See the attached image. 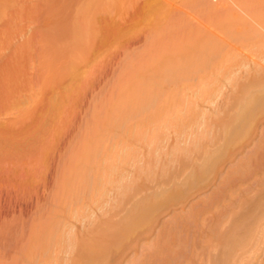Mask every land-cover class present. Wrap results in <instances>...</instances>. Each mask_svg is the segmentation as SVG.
I'll return each instance as SVG.
<instances>
[{"label":"bare ground","instance_id":"obj_1","mask_svg":"<svg viewBox=\"0 0 264 264\" xmlns=\"http://www.w3.org/2000/svg\"><path fill=\"white\" fill-rule=\"evenodd\" d=\"M86 1H84V5L81 6L80 11L77 8L78 13L76 15L77 17L74 16L75 20L70 16L73 19V21H72L73 23L71 22V25L67 24L68 26L70 25L71 28H70V26L66 27V31H68V32L70 31V33H68L69 36L67 34H66L67 36L64 34V33H66L65 30H64L65 32H63V34L65 36L64 39H66V40L64 41V39H62L63 37L61 36L62 37L61 39L63 40V42H65V44L67 46L66 47L65 44L62 42V46L64 45L63 48H65L67 50L70 47H71L70 49H72V47H73V49L75 48L74 50H76V51L72 50V52L70 50H67V52H69L71 54H73V53L78 54L79 53V55H77V56H80V51H82L81 48H84L83 52H81L82 56L85 55L84 57H86V55H87L86 53L90 52V51H88V48L90 47V45H92V43H94L95 36L101 30V29L98 30V28H94V27H96V24H99V23H95V22L100 20L99 19L100 17H102L101 20H103V21L106 20V19H103V17L106 18V16H108L107 19H110L109 17L112 16V20H117L116 18H118L119 16H121L123 14L121 16V18H122L125 14L129 13L128 11L131 8H134L135 6H137L140 0H88L87 2ZM260 2H261V0H260ZM260 2L258 0H219L216 2H214L213 0H145L143 2V4L141 5V7L139 9L140 10L139 13H137L136 14L137 16L135 15L133 17V20H131V22L133 23L131 29H133V30L136 29V31L134 30V32L132 34L134 36H136V34L139 32V30L144 29V28L138 29V28H136L137 26H141V27L145 26L146 27L145 29L147 30L146 31L144 29L146 32L145 33L146 37L149 40H151L153 47L149 46L152 48V49L149 48L150 50L148 48H145L146 50L147 49L149 50L147 55L144 53L147 51H143V54H145V55H141V53H139L141 56H144V58H143L144 61L142 60V63L137 64V65H139V67L135 70L133 77H131V78L129 77L130 79L128 80V82L124 86H121V88H120V86H118L119 90H121V91H120V93H117V94H120V95H116L114 97L113 92L115 90L114 91L112 90L113 98L117 97L116 100L118 99L117 101L113 102L114 105H117V106L114 107L113 104H109L112 106L111 107L108 105L109 107H111V109L113 108L112 109L113 111L112 112L110 111L111 112V113L109 112L110 114L104 113V114H106L105 118L101 119V121L103 120L102 121L103 124L104 125L106 124V125L100 127L101 129L99 128V130H97V131H96V129H98V127H96V129L94 130L96 132H95V134L93 133L94 136H93L92 132L90 133V135L93 136V137H91L92 138L91 141L89 138H85L88 143H86V141L85 142L83 141L84 146L85 145L86 146L84 147V149L82 148L80 150L81 152L79 154L81 156L77 155L78 158L76 159V156L72 157V154H73V156L75 155L74 154L75 151H74V153L71 154V157L74 158L76 162L74 163V166H72V168H71L72 175L71 176L68 175L69 179H68V185L66 187L67 189L64 188V192L67 191L65 193V198L70 200V203L73 200H74V202L75 201L79 202L78 206H76V207H78L77 211L79 212L80 200L81 199L84 200L83 199L84 196H85V198L90 197L87 200H92L94 202L97 201V203H98L99 199L103 198L105 193L106 194L108 193L105 191L106 187L109 188L110 186H113L117 191V193L115 191V194H117L116 195L117 200L114 199L115 201H113V203H112V208H113V210L115 209L114 211L119 209V210H117L118 211L117 213L119 215V213L122 212V213H120L122 215L118 216L117 214H115L116 213L115 212L114 214L116 217L113 219L112 218L109 219V218L105 217L106 220H102L100 223H98L99 220L97 223H96V221H95V223L92 222V224L94 223L97 225L93 224L94 226L92 225L93 227H91V228H90V226H91L90 225L87 233L85 235H83L84 233H82L81 235H83V236H81L79 234L80 235V236L78 235L79 237L76 236V238L78 237L77 239H75L72 236H68V235L66 236V234H68V233H65V232H64L65 236L62 235L63 233H60L59 228H58L61 225H59L57 227L56 224H53L54 226H52V228H47V229H45L44 232L40 230V233L42 232L41 234L38 233V231L36 230V232L39 234V238L37 237V239H38L37 241L34 238L35 239L34 241H36L38 252H42L43 260L41 259V261H43V262L45 261L43 264H59V263H57L55 257L53 259L51 257L52 255H50V253L48 254L49 249H50V247H52L53 243H55L56 246H58V244H60L61 248L63 247L64 249H66L68 251H71V252L75 251V254H74V256L76 255L75 260L71 263L70 262L71 260L67 259L69 261V262L68 261L67 262L70 264H115L116 258L118 259V257H119L120 259H122L123 255L126 256L129 254V253L127 254V251H129L130 249H132L133 247H135L137 245L140 246V244L142 242L147 240L146 236L149 235L154 230V227H157V226H155L156 221H157L156 220L157 217L162 213V211H164L165 208L167 209L168 207H170L169 205H174L175 203L177 205L176 201H178V200L180 201L182 199L181 197L186 195L184 190L188 184L189 185L187 187H190L192 185L193 190L197 185H201L200 181H199L200 184H198V182H196V181H198L197 179L200 178L201 175L203 173H205V171L207 172V170H209V168L212 167V163L214 164L215 159H213V157L215 158V156H216L215 152H217L220 149H223V150L227 149L228 147L233 146L232 145L233 143H237V141H238V143H240L239 141H241L244 137L247 138V136L250 135L252 130H254V129H252L254 122L260 118L258 116L259 118L257 119V114L262 115V113H263L262 116L264 117V66L260 65V64H262L261 61L259 64V62L257 61L258 60L257 58H256V60L254 59L255 61L252 60L253 54L252 55L250 54L251 58H249V59H251V61L250 62L248 61V63L250 64V67H249V69H247L248 71L245 72V75H243L242 77L240 76V78L238 76H236L238 78H235V76H234L233 78L229 79L230 81L232 80L231 82L234 84V86L232 88V92L226 98V100H225V97L222 96V97H224V101H225L224 104L221 107L216 106L217 111L214 113L212 112L213 113V114L211 113L212 115L209 114L211 116L206 117L205 115L200 113L201 108L197 109V110H199V112H197L195 110V106L197 105L196 103H199L200 101L199 102L196 101V103H194V104H196L194 107L189 106L188 105V104H190L189 101L193 102L194 99L193 100L190 99L187 101L188 103H186V104H187V106H189L188 109L186 110V108H183V109H185L186 112L183 111L182 109H179L180 107H184L183 105L185 104L186 101L183 103L180 100L181 99L180 96L182 94H184V90L181 91L183 93H181V92L179 93V94H181L180 96H179L177 91H180L179 90L180 84L181 83L186 84L185 81L188 79V76L190 77L191 75L194 76L195 74L198 75L199 73H201V74L208 73L209 75H206L205 79L207 77H210L211 78L209 81L210 84L211 83L214 84L215 81L217 80V78L220 77L222 75V73H225V70L228 71V67H230V65H231V67L239 66V68L240 67H242V68L245 67V69L248 68V66L245 65V61L244 62H240V61L238 62V59L240 60V58H237V57L239 55H243L244 51L246 50L245 49L242 52V49L244 48V46L240 47L239 44L245 43V42H247V44H248V41H250L251 45L249 44V46H251L250 47L251 50H252L253 45H255V47L257 46L256 47L257 51H258L259 47L261 49H264V6H262V5H264V1L262 0L263 4ZM71 5H73V4H71ZM11 6L12 5H9V7H11ZM0 7L3 8V6H0ZM3 10L4 9H2V11ZM76 10H75V12H76ZM3 12H5V10ZM198 12H199V14H197ZM0 14L2 15V12ZM100 14H101V16H100ZM3 16L4 15H2V17ZM71 18H69V20ZM134 18H136V19H134ZM94 23H95V25H94ZM117 23H116V25L118 26ZM114 24H115V22H114ZM112 27H113V25H112ZM117 29H119V26L117 27ZM137 30H138V32H137ZM95 31H97L98 33ZM116 31L117 30H115V32L114 31H112V32L119 34L120 31L119 32H116ZM122 31H124V30H122ZM126 31H129V30L127 29ZM120 33H122V32H120ZM117 34H116V39L119 40V37L117 38ZM128 34L129 33L127 32V35ZM104 35H106V34H104ZM131 35H128V37ZM54 36H55V34H54ZM120 36L122 38V35H120ZM54 39H55V37H54ZM113 39H112V41H113ZM123 39H125V38H123ZM130 39L131 38L129 37V40ZM68 40L70 41L69 43L66 42ZM90 40H92V41H90ZM87 41L88 42L90 41L89 43H91V44H89ZM51 42H52V40H51ZM55 42H54L53 47L55 46V44L57 45V43H55ZM86 42H87V44L85 45ZM99 42L101 43V41H99ZM73 43L75 45H73ZM69 44H71V46ZM76 45H78L79 48H77ZM148 45H150V43H148ZM249 46H247V47L249 48ZM247 47H245V48H247ZM51 48H50V50H52ZM76 48L78 49V52H77ZM91 48H92V46L89 48V50H91ZM56 49H57V47H56ZM248 50H246V51H248ZM255 50L256 49L254 48L252 53L256 54ZM43 51H45V50L43 49ZM230 51L233 52V54ZM259 51H260V49H259ZM259 51L257 52V54L259 53ZM63 52H66V51L63 50ZM67 52H66V54H67ZM82 53H84V54H82ZM235 53H237V55L238 54L239 55L236 57ZM71 54L70 55L67 54V55L71 57V58L69 57V59L73 60L75 57V54H73V56H71ZM259 54H261V53H259ZM227 55L228 56L230 55V57H231L229 59L228 63L232 62L230 60L234 59V58H232L233 55L236 57L237 60L235 59V61H237L238 63L233 60V64L229 63L230 65L229 64L224 65V63L227 62V61H225V58ZM82 56H80V57H82ZM228 56H227V58H228ZM255 56H257V55H255ZM62 57L64 58L63 55H62ZM92 57H95V55L94 56L92 55ZM242 57H244V56H242ZM246 57H249V54L248 55L246 54ZM40 58L42 59V55L40 56ZM45 58H46V56H45ZM47 58H48V56H47ZM223 58H224V61L222 62ZM48 59L50 60V57ZM97 59H99V58H95V61ZM63 60L65 61V59H63ZM85 60H86V58H85ZM78 61H80V60H78ZM78 61H76V62H78ZM253 61H254V64H253ZM76 62H73V64H75V66L78 64L77 66L80 69L79 62L77 64H76ZM50 63H53V62H50ZM47 64H49V63H47ZM44 65H46V64H44ZM130 65L132 67L134 64L132 65L130 63ZM251 65H253V67H251ZM127 67H125V68L128 69L130 66L128 68ZM257 67H259V68H257ZM67 68H69V70ZM67 68L65 67L64 69H66V71L68 70V73H69L68 76H71V79H70L71 84L69 82V85H68L69 88L68 89H67L68 86L67 87L64 86V87H66V91L68 90L67 92H69V91L71 92L72 88L74 87L73 84H75L76 82L78 84L81 81L80 78L82 76L79 78V75H77V72H79V71L76 72L73 65H71L70 67H67ZM79 69H76V70H79ZM126 69H125V71H126ZM237 69H238V67H237ZM230 70L227 72V73H229V76H228V74H227V77L225 75L226 79L228 77L232 76V75L230 76V74H231L230 72H232ZM233 70H234V72H236L235 69H233ZM44 71L47 73V71L45 69H44ZM242 71H244V70H242ZM49 72H50V70H49ZM87 72H88V70H87ZM63 74L65 77L66 76L65 74H67V72L66 73L63 72ZM79 74H81V73H79ZM85 74H86V72H85ZM48 75H49V73H48ZM129 75L132 76V74H129ZM241 75H242V73H241ZM125 76H127V75H125ZM223 76H224V74H223ZM69 78L70 77H68V79ZM72 79L76 82H74ZM81 79H83V78H81ZM240 79H242V80H240ZM190 80H191V77H190V79H188V81H190ZM193 80H194V77H193ZM193 80H192V82H193ZM208 80H209V78H208ZM51 81H53L55 83L54 80H51ZM64 81H65V79H64ZM85 81H86V79H85ZM223 81H224V79H223ZM63 82H61V84ZM209 82H206V83L209 84ZM197 83L201 84L203 82L200 81V83H199V80H198ZM224 83L227 84L226 81ZM224 83H222V84H224ZM77 84H75V86ZM187 84H188V82H187ZM208 84L205 88L201 85L199 86L201 88L203 87L202 89L204 91L201 88L200 89L202 90L201 92L202 93L204 92L203 94H205V95L206 94L210 95L212 93L211 92L212 88H214V87H210L213 85H208ZM226 84H224V85H226ZM70 85H71V87H70ZM191 85H193V84L191 83ZM214 85H216V83ZM217 85L218 86L221 85V81ZM224 85H223V87H225ZM183 86H184V84H183ZM122 87H123V89H122ZM223 87H222V90H223ZM184 88H185V86H184ZM188 88H191V87L189 86ZM80 89H79V91H81ZM73 91H75V90H73ZM218 91H219V89H218ZM193 92H195V91H193ZM201 92L200 91L198 92L199 96H200ZM215 92H217V89L215 90ZM202 93H201V95H202ZM185 94H186V91H185ZM51 95H52V93H51ZM69 95H71V94L69 93L68 96L65 97V95L63 93L62 96L64 98H62V99L68 98ZM189 95H190V93H189ZM207 95L205 97H207ZM217 95H219V92ZM224 95H225V92H224ZM196 96H198V95H196ZM212 96H214V95H212ZM55 97H56V99L55 98L53 99V100H55L54 102H52L53 100H51V102H52L51 106L49 105L50 103L48 104V109L50 106L51 107L50 109L52 110L51 113L54 112V114H55V115L52 114L53 118L48 116L49 119L51 118L50 119L51 121L55 118H58L60 113L63 112V111H60V109L65 108L62 104L66 103L65 101H67L66 99L64 101L63 100L60 101L61 97L58 101L59 95H58V98H57V95ZM75 97L76 96H74V99H75ZM202 97L204 98V95H202ZM214 97H216V96H214ZM214 97H212V98H214ZM29 98H28V100H29ZM111 98L112 97H110V99ZM33 99H35V98H33ZM184 99L186 100L187 98L185 97ZM213 100H210V101H213ZM207 101H208V99H207ZM35 102H36V100H35ZM181 103H183V105ZM23 105H25V104H23ZM118 105L120 107L119 110H118V108H116V107H118ZM180 105H182V106H180ZM18 106H19V104H18ZM116 109H117V111H114ZM24 111H26V110H24ZM24 111H22V112H24ZM181 111H183L184 113ZM58 112H59V114H58ZM198 113H200V114H198ZM40 118H43V117H40ZM45 120L48 121L46 119V117H45ZM97 121H95L96 124H97ZM132 121L133 122L137 121L139 123V125L131 126L130 123H132ZM41 122L42 121H40V124H41ZM117 122L118 123L121 122L122 125H117L118 124ZM99 124H100V122L98 123V125ZM128 124H130V126ZM92 125H94V124L92 123ZM196 126H197L198 130L200 129V127H201V129L199 131H197ZM49 127H50V125H49ZM170 127L171 128L173 127L172 129H176L175 131H177V133L180 132L181 134H183V136L185 134L184 140L187 137L186 133H188L189 130H191V132H193V133H190V132L189 133L192 136L194 135V137L191 136L192 138L190 139V142H189L190 144H188L189 146H185V147L179 146V147L173 148L171 150V153L166 152L167 150L164 151L162 148L160 149L161 146L160 147H158L159 145L157 146V144L159 143L158 141L164 140L161 138L167 136L166 129L169 130ZM192 128H194L197 132L194 129L192 131ZM48 129H50V128H48ZM148 129L150 132L148 131ZM35 130H37V129H35ZM40 130H41V128L39 129V131ZM187 130H188V132H187ZM87 132H88V130H87ZM194 132H196V133H194ZM263 133H264V131H263ZM33 134H35V133H31L30 135H33ZM46 134H48V132ZM85 134H87V133H85ZM42 135H43V133H42ZM90 135H88V137H90ZM108 135H113L112 137L110 136L111 138H113L114 135L115 136L119 135V137L121 136L123 139H126L127 141H133V142L135 141L137 143H142L141 145H144V143H146V146H147V144L149 146H155L156 151H157V149H156V147H157L160 149V150L158 149L159 152L162 150L165 153H168L169 155L163 154V155H165V157L161 161H164V162L161 163L160 157H162L163 155L160 156L158 153L159 158L156 159L155 156L157 157V155L152 153L155 156H153L152 159H151V157H148V158H150L149 159L150 161L147 162L148 163L147 166H144V168L138 167L139 171H137L136 175H134V178L129 179V177H128L129 175L127 176L128 177L127 178V177H123L124 175L121 174L127 166L124 168V170L122 169L123 170L122 172L120 169L122 167H124L126 164L130 163L132 160L136 159L138 153L135 151V149L133 147L126 144L125 141H124L125 142L124 144H126V145L122 148H118L120 145L118 146L116 144L114 145L115 147L114 146L113 147H109V146L106 147L107 143L106 144L104 143V145H105L104 146L103 145V142H105L104 138L109 139ZM85 136H87V135H85ZM81 138H84V136H82ZM102 138H103V141L101 142ZM115 138H117V137H114L113 141L116 140ZM167 138H169V137H167ZM261 138L262 139L259 141L258 145L256 144V146H255L253 144L255 146V148L253 146L254 150L253 151L250 150L251 153H248V156H245V158L243 160L241 159V161L238 162V164H236V166L234 165L235 168L232 167L233 169L231 168L232 170L229 171V174L227 175V177L223 181L221 180L222 183L218 186L219 187L218 191L213 193V195H212L213 197L208 198L206 196L208 199L204 200V202H202V200H201V202H199L200 204L198 205V207H196L194 209L192 208V210L190 209L191 211L188 210L189 212L187 215H186V213H185V215L179 214L182 218L181 217L178 218L175 215L176 216V218H174L175 220L174 219L171 220L169 224L167 223L163 227V229L158 233L159 235H158V238L156 240H154L152 242H148L139 248V250L143 249V253H144V255L142 253L143 258L139 257L136 259H132V260H129L127 263L128 264H174V263L177 264L176 260L179 258H182L186 254L185 250L189 246H190L189 249L191 247H192V249H190V251L189 250L187 251V254L184 258H185V260H187V257H189V260L192 259V261L194 262V258L197 255V253L195 255V251L197 249L194 251L193 248H196V245H199V246L203 245V248L205 247L204 251H206L205 249H207V250L211 249V253H213L212 249H214L215 247H219V248L223 249L224 250V251H222L223 253L225 252V250H226V252H227V250H230L228 252H232L234 247H236L235 249L239 248V246L242 247L243 243H244L243 247H245V245H246L245 243L247 242V240H246V242L244 241L246 239L245 238L246 236L243 234L242 229H243V225L246 224V220H245L246 217L241 216L240 213L243 214V211H244V213H246L245 210H246L247 206L249 204L251 205V200H252V202L254 200L252 199V197H250L251 195H250L248 190H244V189L241 190V186L242 185L243 186L250 185L248 183L249 181L255 182L257 184V177L258 176L262 177V178L264 177L262 175L263 173L260 174L261 171L264 170V136ZM87 139H89V140H87ZM165 139H166V137H165ZM121 141H123V140L121 139ZM166 141L168 142L169 139ZM166 141H162L161 143H163V142L165 143ZM112 142H111V146L113 145ZM118 142H120V141H118ZM1 143H2V141H1ZM161 143H159V144H161ZM184 143H185V141H184ZM241 143H242V141H241ZM10 144H11V142H10ZM186 145H187V142H186ZM146 146H145V149H146ZM174 146H172V147H174ZM150 148L151 147H149V150H151ZM163 148H164V146H163ZM232 150H233V148H232ZM21 151L22 150H20V152ZM78 151L79 150L77 149V152ZM147 151H148V148H147ZM152 151H153V149H152ZM36 152H37V150H36ZM148 153H149V151H148ZM214 154H215V156H214ZM217 155H218V153H217ZM150 156H151V154H150ZM216 159H218V156L216 157ZM70 160H72V159H70ZM137 162H135V160H134V163H136L138 165L139 163H137ZM69 165H70V163H69ZM128 166H129V164H128ZM133 167H135V164ZM127 169H128V167H127ZM189 171H190V173H189ZM180 172H182V176H184L183 172H184V174L186 173L183 178H185V180L188 179L187 181H184L183 184L178 183V182H180L179 180H181V177H178ZM119 173H120V175H119ZM128 173L125 172V174H128ZM69 174H70V172H69ZM132 176H133V174H132ZM186 176H188V178ZM177 177L179 179L178 182H177ZM259 179H258V181H259ZM194 182H196L195 185H193ZM252 182H250V183H252ZM262 182H264V180H261V182L259 181V184H261ZM204 183L207 184L206 180L204 181ZM204 183H202V185H204ZM65 184H67V182ZM108 185H110V186H108ZM198 187L199 186H197L196 189ZM246 189H247V187H246ZM109 190H111V187ZM58 193H59V191H58ZM189 193H190V191H189ZM189 193L187 195H189ZM187 195L184 197L187 198ZM254 195H253V197H254ZM60 196H61V194H60ZM256 196H257V194H256ZM62 197L63 196H61V198ZM87 200H86V202H87ZM229 200H231V201H229ZM106 201H107V203L109 202L108 198ZM259 201H260L259 202L260 205H262V198ZM63 202H65V201H62V199H61L59 206ZM254 202H256V200ZM88 203H91V202L88 201ZM228 203H230V205ZM63 204H65V203H63ZM98 204H99L98 206L101 205V203H98ZM91 205L93 207H94V205L96 206L95 203H94V205L93 204H91ZM65 206H63V207H65ZM101 206H104V205H101ZM105 207H107V206H105ZM59 208H56V209L58 210ZM74 208H75V206H74ZM74 208H73V210H74ZM81 208H82V204H81ZM83 208H84V205H83ZM83 208H82V210H83ZM67 209L71 210V206H69V208H66V210ZM103 209L105 210L104 207H103ZM220 209H221V211H220ZM252 209H254V208H252ZM257 209L259 210V208H257ZM263 209H262V211L264 214ZM63 211L64 210H62V212ZM210 211L215 212V214H216L215 217L217 218V219L216 218L215 219L219 220V222L215 221V225L208 226L211 228V229L209 228L210 231H208L209 236L206 235V237H205L204 235H202L203 237H201L200 239L196 237L197 239H199V242H201V244L197 242L198 240L196 238H194L195 236H193V240H191L192 236H190L191 239L189 240L190 229L194 228L195 230H198V233H199L200 230L205 227V224L203 225L202 218L204 220H206L207 218L205 219V217L208 216L207 213ZM259 211H261V210H259ZM70 212H72V210ZM217 212H218V215H217ZM59 213H61V211ZM64 213L65 212H63V215H64ZM83 213H84V211H83ZM101 213H102V215L104 214L102 211H101ZM56 214H57V211H56ZM81 214H82V211H81ZM109 215H111V217H112V214L108 213V216ZM238 215H240V218L243 217V220L241 218L242 221L238 219L239 221L237 220L238 221L237 223H234V224L232 223V225L230 226V230L228 233H226V235L220 233L221 229H222L223 220L225 218L229 219L232 217H234V219H235L236 216L239 217ZM71 216L73 217L74 214L72 215V213H71ZM84 216H86V214H84ZM183 216H185V217H183ZM260 216L263 217V215H260ZM56 217H58V216L56 215ZM102 217H101V219H103ZM89 218L90 217L88 216V219ZM256 218L257 217L254 218L255 220L251 219L253 222L252 223L250 222V224L247 223V225H248V226L246 225L247 227L244 226V231H246V233L250 234L251 237H252L253 232L255 234H259L257 232V219H259V217L257 219ZM83 219H84V217H83ZM97 219H98V216H97ZM91 221H93V220H91ZM51 222H50V224H51ZM46 223H47V219H46ZM262 223L260 222L259 225H261ZM207 224H208V222H207ZM209 224H213L212 221ZM224 224H223V226H224ZM47 225L49 226V224H47ZM64 225H65V223H64ZM194 229H192L191 232L192 231L194 232ZM205 231H206V229H205ZM75 232H76V230H75ZM153 232H155V230ZM195 232H197V231H195ZM187 233H188V235L185 236ZM200 233H202V232H200ZM240 233L242 235H244L245 237L244 236L242 237ZM255 234H253V236ZM193 235H195V233ZM199 235H201V234H198V235L196 234V236H199ZM250 235H249L248 240H251ZM34 237H35V235H34ZM260 237L261 236L259 234L258 238L260 239ZM254 238L257 239V237H255V236H254ZM34 241H32V242L34 243ZM196 242H197V244H196ZM253 242H254V240H253ZM253 242L251 240L250 244H252ZM33 243L30 244L31 247H32ZM256 243H258V242H256ZM193 245H195V246H193ZM253 246H254V244H253ZM60 247H59V249H60ZM246 247H248V246H246ZM230 248H232V251ZM29 250H31V251L28 252V254H29L28 258L32 257L33 248L29 249ZM248 250L249 249H247V251ZM216 251H218V253H221L220 249H218ZM239 251L241 252V250H239ZM239 251L237 250V252H239ZM50 252H52V251H50ZM62 252H64V251H62ZM191 252H192V254L190 256L189 254ZM228 252L225 253L226 256L223 254L222 257L220 254H216V259H217V255L218 256L220 255L219 259L221 257V260L223 259L224 256L226 258L229 257ZM242 252L244 253V251H242ZM33 253H35V252H33ZM215 253H214V255H215ZM246 253L247 252H245V254ZM205 254H207V252ZM209 254H208V256H209ZM237 254L238 253H236V255ZM233 255H235V254H233ZM233 255H232V257H234ZM253 255H254V253H253ZM198 256H199V254H198ZM237 256H239V255H237ZM38 257H40V256H38ZM33 258H34V255H33L32 259ZM216 259H214L213 261H215ZM38 260L40 263V259H38ZM57 260H58V262H61V261H59V259H57ZM227 260H228V258H227ZM227 260H225V261H227ZM248 260H249V258H248ZM36 261L37 260H35V263L38 262V261L37 262ZM192 261L187 260V262H192ZM228 261L226 262L227 264H228ZM236 261H237V259H236ZM25 262H27V260ZM62 263L65 264L64 261L61 262L60 264H62ZM68 263H66V264H68ZM119 263H121V262H119ZM231 263H233V262H231ZM182 264H186V263H182ZM194 264H196V263H194ZM198 264H199V261H198ZM207 264H209V263H207ZM239 264H242V263H240V261H239ZM244 264H245V262H244Z\"/></svg>","mask_w":264,"mask_h":264},{"label":"rangeland","instance_id":"obj_2","mask_svg":"<svg viewBox=\"0 0 264 264\" xmlns=\"http://www.w3.org/2000/svg\"><path fill=\"white\" fill-rule=\"evenodd\" d=\"M4 1L0 0V6H3V8L0 7V11L2 12V15H4L2 17V15L0 14L1 15L0 16V18H1L0 19V143L2 141V143L0 144V264H43L45 261L44 262L41 261V259L43 260L42 252H38V248H37V244H36V241L38 240L37 237L39 238L38 233H40V230L44 232L45 229L52 228V226H54L53 224H56L57 227L59 225H61L58 228H59L60 233H63L62 235H64V232H65V233H68V234H66V236L67 235L72 236L75 239H77L82 233H84L83 235H85L87 233L90 225H91L90 228L93 227L94 225H97V224H94L95 221L97 223L99 220L98 223H100L102 220H106L105 217H107L109 219H111V218L113 219L116 217L115 214L118 215L117 210H119V209L114 211L115 209L113 210V208H112V203H113V201H115L114 199L117 200V198H116L117 194H115L116 189L113 186L108 185L111 187V190H109L110 187L109 188L106 187L105 191L108 192L109 194L105 193L103 198H100L102 201L100 199H99L100 202L98 201V203H101V205H104V206H101V205L98 206L99 204L97 203V201L94 202L92 200H87L90 197L85 198V196H84L83 199L85 201L82 199H81L82 201L80 200L79 212L77 211L78 207H76V206H78L79 202L78 201L74 202V200H73L70 203V200L65 198V193L67 191L64 192V188L67 189L66 187L68 185V179H69L68 175L69 176L72 175L71 168H72V166H74V163L76 162L75 159L72 157L76 156V159H77L78 158L77 155L81 156L79 154L81 152L80 150L82 148L84 149V147L86 146V145L84 146V142L86 141L85 138H89L91 141V139H92L91 137L94 136L95 132L97 130H99L100 127L106 125V124L105 125L103 124V122H102L103 120L101 121V119L105 118L106 114H104V113L108 114L110 111L111 112L113 111L112 110L113 108L111 109L112 106L109 104H113L114 107L117 106V105H114L113 102L117 101L118 99L116 100L117 97L113 98V96L115 97L116 95H120V94H117V93H120V91H121V90H119L118 86H120V88H121V86H124L128 82V80L131 77H133L135 70L139 67V65H137V64L142 63V60L144 58V56H141V55H145V54L147 55V53L150 50L149 48L153 47V45L151 43V40H149L146 37V34H145L146 33L145 28L146 27L145 26L142 25L143 27H141V26L136 27L138 29H140V28L145 29V30L141 29V30H139V32L137 30L138 33L137 34L135 33L136 36H134L132 34L134 32V30L136 31V29H134V30L131 29V27L133 25L131 20H133V17L137 13H139V11H140L139 9L145 0H140L137 6H135L134 8H131L128 11L130 14L127 13L128 15L125 14L121 18V16L123 15L122 14L121 16H119L120 18L119 17L116 18L117 20H112V16L109 17L111 20L107 19L108 16H106V18L103 17V19H106V20H104L105 21L104 22L103 20H101L102 17H100L99 18L100 20L95 22V23H99V24H96V27H94V28H98V30H100V29L101 30L99 33L97 31H95L98 33L97 34L98 36L96 34L95 35L97 37L94 35L95 41H94V43H92V45H90V47L92 46V48H91V50H89L90 47L88 48V51H90V52L86 53L87 55H86V57H84L85 55H83V56L81 55V52H83L84 48H81L82 51H80V56H82V57L77 56V55H79V53L78 54L73 53V54H75V57L73 60L69 59L70 56H68L67 54L70 55L71 53L67 52V50H70L71 52H72V50L76 51V50H74L75 48L73 49V47H72V49H70L71 44H69L70 46L68 45L70 47L69 49L66 50L65 48H63L64 45L62 46V42H63L62 39H64V37H65L64 34L65 35L67 34L69 36L68 33H70V31L69 32L66 31V27L68 26L67 24L71 25V22L73 21V19L75 20L74 16L77 17L76 15L78 13V9L80 11L81 6L84 5V1H86V0H4ZM213 1L216 2L219 0H213ZM258 1L260 2V0H258ZM260 3H262V0ZM71 4H73V5H71ZM9 5H12V6L9 7ZM262 6H264V5H262ZM2 9H4L5 12H3L4 10L2 11ZM75 10H76V12H75ZM197 14H199V12ZM100 16H101V14H100ZM69 18H71V19L69 20ZM134 19H136V18H134ZM114 22H115V24H114ZM95 23H94V25H95ZM116 23L118 24L119 29H117L118 26L116 25ZM112 25H113V27H112ZM70 28H71V26H70ZM127 29L129 31H126ZM64 30L66 31V33L63 34V32H65ZM115 30H117L116 32L120 31L122 33H120V32H119V34L114 33ZM122 30H124L125 32ZM112 31H114V32H112ZM127 32L129 33L128 35L132 34L131 36H129L131 38L130 40H129V37L127 35ZM53 33L55 34V36ZM104 34H106V35H104ZM116 34H117V38L119 37V40L116 39ZM120 35H122V38ZM54 37L56 40L54 39ZM123 38H125V39H123ZM112 39H113V41H112ZM51 40H52V42H51ZM65 40L66 39H64V41ZM53 41L54 42L56 41L55 43H57V45L55 44L54 47H53V45H54ZM90 41H92V40H90ZM99 41H101V43ZM66 42L69 43L70 41L68 40ZM87 42L85 43V45L87 44ZM63 43L65 44V42H63ZM148 43H150V45H148ZM245 43H240L241 45L238 43L240 47L244 46V48L242 49V52L245 49L246 50L249 49L248 51H246V50L244 51L245 55L244 54L243 55L238 54L239 55L238 56L237 53H235V54H236V57L238 56L237 58H240V60L238 59V62L239 61L240 62L245 61V65L248 66V68H246V69H245V67L239 68V66L231 67V65L229 63L233 64V60L235 61L236 57L233 55L232 58H234V59L230 60L232 62L228 63V61L231 57H230V55L229 56L227 55L228 58H227V56H226V58L224 57L225 61H227L224 63V65H228V64L230 65V67H228V71L231 69L230 71H232V72H230L231 73L230 76L231 75L232 76L228 77L226 79L227 74L229 76V73H227L228 71H226L224 69L225 73H222V75L220 76L222 79L220 77H218L217 80L215 81L216 85L219 84L221 81V85L216 86V85H214L215 83L210 84L209 81L211 78L207 77L205 79V76L209 75L208 73H206V74L204 73L205 75L201 74V73H199L200 75L199 74L198 75L195 74L194 76L191 75L190 81H188V79H190V77L188 76V79L185 81L186 84L181 83L180 88H179L180 91H177L179 94L181 91L184 90V94H182V95L179 94V96L181 95L180 96L181 102L184 103L186 101L184 105H183V103H181L184 107H180L179 109H182L183 111H185V109H183V108H186V110H187L189 106L194 107L197 104L195 106V110L197 112H199V110H197V109L201 108L200 113H202L206 117L211 116L214 112L217 111L216 106L221 107L225 102L224 97L226 100V98L232 92V88H233L234 84L231 82L232 80L230 81L229 79L233 78L234 76H235V78H238V77L240 78V76L242 77L243 75H245V72L248 71L247 69H249V67H250V64L248 63V61L249 62L251 61V59H249V58H251L250 56L252 54H253L252 60H254V59L256 60V58H257L258 59L257 61L259 62V64L261 61L262 64H260V65L264 66V49H261L259 47L258 51L260 49L259 53H261V54L258 53L259 54L258 55L257 54L258 51L256 48L257 46L255 47V45L252 44L253 46H252V50H251L250 49L251 46H249V44L251 45V42L248 41V44H247V42H245ZM89 44H91V43H89ZM73 45H75V44L73 43ZM65 46H66V44H65ZM149 46H151V47H149ZM247 46H249V48ZM56 47H57V49H56ZM76 47L79 48L78 45H76ZM245 47H247V48H245ZM50 48L52 50H50ZM145 48H148L149 50L148 49L146 50ZM254 48L256 49L255 50L256 54L252 53ZM43 49L45 51H43ZM63 50L66 51L67 54H66V52H63ZM143 51H147V52H144L145 54H143ZM77 52H78V49H77ZM139 53H141V55ZM231 53L233 54V52H231ZM73 54H71V56H73ZM82 54H84V53H82ZM246 54L247 55L249 54V57H246ZM41 55H42V59L40 58ZM62 55L64 56V58L62 57ZM92 55L93 56L95 55V57H92ZM255 55H257V56H255ZM45 56H46V58H45ZM47 56H48V58L50 57V60L47 58ZM242 56H244V57H242ZM76 58L80 61H78ZM85 58H86V60H85ZM95 58H99V59H97L95 61ZM224 58H223L222 62L224 61ZM63 59H65V61ZM75 60L79 62L80 69L77 66L78 62H76ZM49 61L53 62V63H50ZM72 61L76 62L77 65L75 66V64H73ZM254 61H253V64H254ZM235 62H237V61H235ZM47 63H49V64H47ZM130 63L132 65L133 64L134 65L131 67ZM44 64H46V65H44ZM71 65L74 66V69L76 72L79 71V72H77V75H79V78L82 76L81 78H83V79L80 78L81 81L78 84L76 81H74L72 79L74 82H76L75 84H77V85L75 86V84H73L74 89L72 88L71 92L70 91L67 92L68 90L66 91V87L69 85V82L71 84V80H70L71 76H68L69 68H67V67H70ZM64 66L68 69L67 71H66V69H64L65 68ZM127 66L128 67L130 66V67L128 68ZM125 67H127L128 69H126ZM237 67H238V69H237ZM251 67H253V65H251ZM257 68H259V67H257ZM44 69L47 71V73L44 71ZM76 69H79V70H76ZM125 69L127 72L125 71ZM233 69H235L236 72H234ZM49 70H50V72H49ZM87 70H88V72H87ZM242 70H244V71H242ZM65 71L67 72V74H65L66 75L65 77L67 79H68V77H70L68 80L64 77L63 72L66 73ZM85 72H86V74H85ZM48 73H49V75H48ZM79 73H81L82 75ZM241 73H242V75H241ZM129 74H132V76H130ZM223 74H224V76H223ZM125 75H127V76H125ZM225 75H226V77H225ZM236 76H238V77H236ZM193 77H194L195 81L193 80ZM208 78H209V80H208ZM50 79L54 80L55 83L53 81H51ZM64 79H65V81H64ZM85 79H86V81H85ZM223 79H224V81H223ZM192 80H193V82H192ZM198 80H199V83H200V81L203 83L198 84L197 83ZM240 80H242V79H240ZM225 81L227 82V84L224 83ZM61 82H63V83L61 84ZM187 82H188V84H187ZM206 82H209V84ZM191 83L193 85H191ZM222 83H224L226 85H224ZM183 84H184L186 89L184 88ZM207 84L213 85L210 87H214V88H212V91H211L213 94L212 93L210 95L206 94L207 97L209 96L211 99L209 97L208 98L205 97L206 95L203 94L204 92L203 93L201 92L203 90L202 88L203 87L205 88L207 86ZM188 85L191 88H188L189 87ZM200 85L203 87L202 88L199 87ZM223 85L225 87H223ZM64 86H66V87H64ZM70 87H71V85H70ZM222 87H223V90H222ZM68 88H69V86L67 87V89ZM78 88L79 89L81 88L80 89L81 91H79ZM122 89H123V87H122ZM216 89H217V92H215ZM218 89H219V91H218ZM73 90H75V91H73ZM112 90L113 91L115 90L113 92V96H112ZM185 91H186V94H185ZM191 91L192 92L195 91V92L192 93ZM199 91L202 93V95H204V98L206 100L202 97L201 93L199 96V93H198ZM218 92H219V95L221 93L222 94L219 96V95H217ZM224 92H225V95H224ZM51 93H52V95H51ZM63 93H64L65 97H67L69 93L71 95H69L68 98H65L67 101H65L66 103L62 104L65 108L60 109V111H63V112L60 113L58 118H55L51 121L50 120L51 118L49 119V117L53 118L52 114H54V112L51 113L52 110L50 109L51 108L50 106H51L52 102L55 101V100H53L54 98L56 99L55 96L57 95V98H58V95H59V98H58V101H59V99L63 95ZM181 93H183V92H181ZM189 93H190V95H189ZM195 94L198 96H196ZM212 95H214L216 97H214ZM74 96H76L75 99H74ZM222 96H224V97H222ZM27 97L28 98L30 97L29 100ZM110 97H112V98L110 99ZM185 97L187 98L186 100L184 99ZM212 97H214V98H212ZM33 98H35V99H33ZM62 98H64V97L62 96L60 101L65 100ZM190 99L191 100L194 99V100H193V102L189 101L190 104H188L189 106H187L186 103H188L187 101ZM207 99H208V101H207ZM35 100H36V102H35ZM51 100H53V101L51 102ZM210 100H213V101H210ZM196 101L197 102L200 101V102L196 103ZM194 103H196V104H194ZM18 104H19V106H18ZM23 104H25V105H23ZM48 104L50 105L49 106L50 110L48 109ZM108 105L111 107H109ZM182 105H180V106H182ZM116 108H118V110H119V108H120L119 105ZM24 110H26V111H24ZM22 111H24V112H22ZM114 111H117V109ZM183 111H181V112H183ZM200 113H198V114H200ZM58 114H59V112H58ZM209 114H211V115H209ZM260 115L257 114V119L259 117L260 118L258 120H256L257 122L256 121L254 122V125L252 128L254 130H252L251 133L249 132L250 135L247 134L248 135L247 138L244 137L242 140L240 139L242 141V143H241V141H239L240 143H238V141H237V143L232 144L233 146H230L227 149H224L225 151L223 149H220L217 152H215L216 156L214 154L215 158L213 157V159H215L214 164L212 163V167L209 168V170H207V172L205 171V173H203L201 175V177L197 179L198 181H196V182H198V184H200V182H201V185L196 184L197 186H199L197 189H196L197 186L194 188V190H193L192 185L190 187H187L189 184L186 187L184 186L185 187V190H184L185 194L187 195L190 191L189 195H187V198L184 197V196H186V195H184L183 197H181L182 199L180 198L181 202L179 200H178L179 202L176 201L177 205H176V203L174 205H169L170 207H168L167 209L165 208L164 211H162V213L158 216L159 218L157 217V219H156L157 221H156L155 226H157V227H154V230L156 233L153 232L154 231L153 230L149 235L146 236L147 240L142 242L140 244V246L137 245V246L133 247L132 249H130L129 251H127V254L128 253L129 254L126 256L123 255L122 259H120L119 257H118V259L116 258L115 264H128L127 262L129 260L136 259L139 257L143 258L142 257L144 255L143 249L142 250L140 249L141 250L140 251L139 248L148 242H152V241L156 240L158 238V235H159L158 233L163 229V227L167 223L169 224L171 220L176 218V216L178 218L181 217L179 214L185 215V213H186V215H187L188 212L192 210V208L194 209V208L198 207V205L200 204L199 202H201V200H202V202H204V200L208 199L209 197H213L212 196L213 193L218 191V188H219L218 186L227 177V175L229 174V171L232 170L233 168H235L234 165L236 166V164H238V162H240L241 159L243 160L245 158V156H248V153H251L250 150L253 151L256 144L258 145L259 141L262 139L261 137L264 136V133H263V131H264V117L262 116L263 113L261 115L262 117ZM40 117H43V118H40ZM45 117L48 121L45 120ZM94 120L95 121L98 120L97 124ZM40 121H42L41 122L42 125L40 124ZM99 122H100V124L98 125ZM136 122L137 121H135V122L132 121V123H130L131 126L139 125V123L138 122L136 123ZM92 123L94 125H92ZM120 123L121 122H119L117 125H122V123L121 124ZM130 124H128V125L130 126ZM49 125H50V127H49ZM96 127H98V129H96ZM40 128H41V130L39 131ZM48 128H50V129L52 128V129L50 130ZM172 128L170 127L169 130L166 129V133H167V136H165L166 139H165V137H162L161 139H164V140H159L158 142L161 143L162 141H166L168 139H169V141L168 142L166 141L167 142V143L165 142L166 144L164 142L161 144H159V143L157 144V146L159 145L158 147L161 146L160 149L162 148L164 151L167 150L166 152H170V153H171V150L173 148H176L179 146L180 147L189 146L188 144H190L189 143L190 139L192 137H194V135L193 136L190 135V133H193V132H191V130H189V132H190L189 133L187 130V132H188V133H186L187 137L184 140L185 134L183 136V134H181L180 132L177 133V131H175L176 129H172ZM194 128H192V131ZM35 129H37V130H35ZM86 129L88 130V132L89 131L90 132L88 133ZM95 129H96V131H94ZM200 129H201V127H200ZM196 130L199 131L197 129V126H196ZM148 131H149V129H148ZM47 132H48V134H46ZM91 132H92V134L94 133L93 136L90 135ZM196 132H194V133H196ZM29 133L30 134L35 133V134L30 135ZM42 133H43V135H42ZM85 133H87V134H85ZM84 134L87 136H85ZM88 135H90V137H88ZM82 136H84V138H81ZM110 136L112 137L113 135H108L109 139L104 138L105 142H103V145H104V143L105 144L107 143L106 147H108V146L113 147L116 144L118 146L119 145L121 146V147L119 146L118 148H122L126 144H128L131 147H133L135 149V151L138 153L137 158L134 160H135V162L138 161L137 163H139L138 164L139 166L136 163H134V160H132L130 163H128L129 166H128V164H126L124 167H122L120 169L122 172L126 166L128 167V169L126 167L125 170L121 174L124 175L123 177H127L129 175L128 176L129 179L134 178V175H136L137 171H139L138 170L139 168H144V166H147V164H148L147 162L150 161L149 160L150 158H148V157H151V159H152L153 156L157 155V157L155 156V158L158 159L159 155L162 156L163 154H165V155L168 154L162 150L159 152L160 149L157 147H156V149H157V151H156L155 146H149L148 144L146 146V143H144V145H141L142 143H137L135 141L134 142L133 141H127L126 139H123L121 136L119 137V135H116V136L114 135V137H117V138H115L116 140H114L115 141L114 142L113 141L114 137L111 138ZM167 137H169V138H167ZM120 138L123 141H121ZM89 139H87V140H89ZM117 140L120 142H118ZM102 141H103V138L101 139V142ZM124 141L126 142V144H124L125 143ZM184 141H185V143H184ZM10 142H11V144H10ZM111 142L113 143L112 146H111ZM186 142H187V145H186ZM86 143H88V142L86 141ZM162 145L164 146V148ZM145 146H146V149H145ZM172 146H174V147H172ZM253 146H254V148H253ZM149 147H151L150 148L151 150H149ZM167 147L168 148L170 147V148L168 149ZM231 147L233 148V150ZM147 148H148L149 153L147 151ZM77 149L79 150L78 152H77ZM152 149H153V151H152ZM20 150H22V151L20 152ZM36 150H37V152H36ZM74 151H75V153H74ZM72 153H74L75 155L73 156ZM152 153L155 155H153ZM158 153H159V155H158ZM217 153H218V155H217ZM71 154H72V157H71ZM150 154H151V156H150ZM165 155L160 157V161L165 157ZM217 156H218V159H216ZM70 159H72V160H70ZM162 162H164V161H161V163ZM69 163H70V165H69ZM133 163L135 164V167H133L134 166ZM263 171H261L260 174L263 173L262 175L264 176ZM69 172H70V174H69ZM125 172H127V173L129 172V173L125 174ZM189 173H190V171H189ZM132 174H133V176H132ZM185 174L183 172L184 176H185ZM119 175H120V173H119ZM184 176H182V172H180L178 177H181V180H179L177 177V182L179 180L180 182H178V183L183 184L184 181H187L188 179L185 180V178H183ZM186 177L188 178V176H186ZM263 178L259 177V176L257 177V184L258 185L255 182L249 181L248 183L250 185H247V186L242 185L241 186V190H243V189L248 190L250 195H251L250 197H252V199L254 201L256 200V202H254V201L252 202V200H251V205L249 204L247 206L245 212L248 215L246 213H244V211H243V214L240 213L241 216L246 217V219L244 218L246 220V224L243 225V229H242L243 234L246 237L244 235H242L241 233L240 234L242 237L244 236L246 238L244 240L245 242L247 240V242L245 243L246 244L245 247L246 246H248V247H246V248L243 247L244 246V243H243L242 247L239 246V248H237V249H235L236 247H234L233 251H232V248H230L232 252H228L230 250H227L228 255H229V257H227L229 260L228 261L227 258L225 257L226 256L225 253H227L226 250L223 253L222 252V251H224L223 249H221L219 247H215L214 249H212L213 253H211V249H208L209 251L207 249H205L206 251H204L205 247L203 248V245H201L202 247L199 245H196V248H193V249H194V251L197 249L196 250L197 252L195 251V255L197 253V255H196V257H197L199 254V256H198L199 258L198 257L194 258L192 256L194 258V262H193L192 259L189 260V257H187V260L192 261L193 262L192 263V262H187V260H185V258H184L187 254V251L188 250L190 251V249H192V247L189 249V247H190L189 246L185 250L186 254L182 258L177 259L176 263L177 264H182V263H186V264L196 263V264H198V261H199V264H207V263H209V264H227L226 262L228 261V264H230L231 262H233L231 264H236V263L239 264V261H240V263H242V264H244V262H245V264H264V241H263L264 240V214L262 211V209L264 208L263 207L264 206V201H263L264 200V182L259 184V181L261 182V180H264ZM258 179H259V181H258ZM205 180H206L207 184L204 183ZM66 182H67V184H65ZM196 182H194L193 185H195ZM250 182H252V183H250ZM202 183H204V185H202ZM246 187H247V189H246ZM58 191L61 194V196H63L62 198H61L60 194L58 193ZM116 193H117V191H116ZM256 194H257V196H256ZM253 195L255 198L253 197ZM107 198L109 201L108 203L106 201ZM261 198H262V205L263 206L260 205V203H259L260 202L259 200H261ZM61 199H62V201H65V202H63L65 204L61 203V205L59 206ZM86 200H87V202H86ZM88 201L91 203H88ZM229 201H231V200H229ZM94 203L96 204V206L94 205ZM230 203H228V204L230 205ZM81 204H82V208L84 205L83 210L81 208ZM91 204H93L94 207ZM62 205L63 206L66 205V206L63 207ZM69 206H71L72 212H70L71 211L70 209L66 210V208H69ZM74 206H75V208H74ZM105 206H107V207H105ZM103 207L105 208V210L103 209ZM56 208H59V209L57 210ZM73 208H74V210H73ZM252 208H254V209H252ZM257 208H259V210H261L262 212L259 211ZM221 209H220V211H221ZM62 210H64L63 212H65L64 215H63ZM56 211H57V214H56ZM60 211H61V213H59ZM81 211H82V214H81ZM83 211H84V213H83ZM101 211L104 213L103 215H102ZM71 213H72V215L74 214L73 217L71 216ZM108 213L112 214V217H111V215H109L110 216L109 217ZM120 213H122V212H120ZM120 213L118 216L122 215ZM84 214H86V216H84ZM56 215L58 217H56ZM207 215L208 216L205 217V219L207 218L206 220H204L202 218L203 225L205 224L204 228L206 229V231L204 228L201 229L202 231L200 230V232H202L203 233L202 234L200 232L198 233V230H195L194 228H192V229H194V232L193 231L191 232L192 229H190L189 240L191 239L190 236H192L191 240H193V236H195L194 238L197 237L199 239L201 237H203L202 235H204L205 237H206V235L209 236L208 231H210L209 230L210 227H208V226L215 225V221L219 222V220H216L217 218L215 217L216 214L214 211L208 212ZM217 215H218V212H217ZM260 215H263V217ZM88 216L91 219L90 218L88 219ZM97 216H98V219H97ZM238 216L239 217L236 216L235 219H234V217L229 218V219L225 218L224 220L222 219L223 223H222V229H221L220 233L226 235V233L229 232L230 226L232 225V223L233 224L237 223L239 220H241V218L243 220V217L240 218V215H238ZM83 217H84V219H83ZM101 217L103 219H101ZM183 217H185V216H183ZM255 217H257V218L259 217V219H257V218L256 219H257V232L261 236L260 239L258 238L259 234H255L253 232L252 237H251L250 234H248V233H246V231H244V226L247 227L248 226L247 223H249V224H250V222L252 223L253 222L252 220ZM46 219H47V223H46ZM91 220H93V221H91ZM211 221L213 224H209V223H211ZM50 222H51V224H50ZM63 222L65 223V225ZM92 222H94L93 223L94 225L92 224ZM207 222H208V224H207ZM260 222L261 223L263 222V223L261 225H259ZM47 224H49V226ZM223 224L225 227L223 226ZM36 230L38 231V233L36 232ZM75 230H76V232H75ZM195 231H197V232H195ZM194 233H195V235H193ZM196 234L197 235L201 234V235L196 236ZM253 234H255L254 236L257 237V239L254 238ZM34 235H35V237H34ZM83 235H81V236H83ZM187 235H188V233L185 236H187ZM249 235H250V239L252 240V242L254 240L255 243L253 242L252 244H250L251 240H248ZM76 236H78V237L76 238ZM34 238L36 239V241H34L35 240ZM199 239H197L198 240L197 242L201 244V242H199ZM32 241H34V243ZM197 242H196V244H197ZM256 242H258V243H256ZM31 243H33L32 247L30 245ZM253 244H254V246H253ZM60 246H61L60 244H58V246H56L55 243H53L52 247H50V249H49L48 254L50 253V255H52L51 257L53 259L55 257L57 263H59V264L63 261L66 264L69 262L68 260H71L70 262L72 263L75 260V256H76V255L74 256L75 251L71 252V251L64 249L63 247L61 248ZM193 246H195V245H193ZM59 247H60V249H59ZM28 248L29 249L33 248V250H34V251L32 250V257L34 255L33 259H32V257L28 258L29 257L28 252L31 251ZM218 249L221 250V253H218V251H216ZM247 249H249V250L247 251ZM237 250L238 251L241 250V252L240 251L237 252ZM50 251H52L53 253ZM62 251H64V252H62ZM242 251H244V253ZM33 252H35V253H33ZM206 252H207V254H205ZM245 252H247V253L245 254ZM142 253H143V255H142ZM214 253H215V255H214ZM236 253H238L237 255H239V256H237ZM253 253H254V255H253ZM36 254L40 257H38ZM191 254H192V252L189 255L191 256ZM208 254H209V256H208ZM216 254H220L221 257L224 254L225 258L223 257V259L221 260V257L219 259L220 255L219 256L217 255V259H218L217 260ZM233 254H235L236 256ZM232 255L234 257H232ZM248 258H249V260H248ZM38 259H40V263H39ZM57 259H59V261H61V262H58ZM214 259H216L215 260L216 262L213 261ZM236 259H237V261H236ZM26 260H27V262H25ZM35 260H37L38 262L36 261L37 263H35ZM225 260H227V261H225ZM119 262H121V263H119ZM68 264H70V263H68Z\"/></svg>","mask_w":264,"mask_h":264}]
</instances>
